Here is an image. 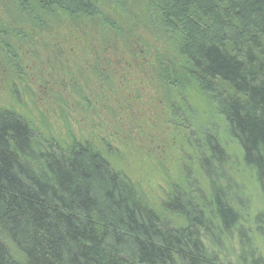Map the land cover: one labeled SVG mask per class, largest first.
<instances>
[{
    "label": "trees",
    "instance_id": "trees-1",
    "mask_svg": "<svg viewBox=\"0 0 264 264\" xmlns=\"http://www.w3.org/2000/svg\"><path fill=\"white\" fill-rule=\"evenodd\" d=\"M8 4L0 8L4 37L8 25L22 40H39V50L61 41L95 42L94 55L102 54L93 59L99 90L110 83V53L121 47L109 43L107 32L129 46L125 60L134 56L135 43L138 56L131 59L150 66L151 78L180 95L196 92L207 121H196L190 134L200 177L187 170L160 213L90 145L43 138L19 114L0 110V264H264L242 224L247 193L230 174L232 161L223 147L225 138L235 139L241 163L261 191L263 208L253 226L264 241V0ZM35 71L42 74L44 67ZM70 77L67 86H76ZM85 84L81 94L90 90ZM166 214L180 224L169 225Z\"/></svg>",
    "mask_w": 264,
    "mask_h": 264
},
{
    "label": "rangeland",
    "instance_id": "rangeland-1",
    "mask_svg": "<svg viewBox=\"0 0 264 264\" xmlns=\"http://www.w3.org/2000/svg\"><path fill=\"white\" fill-rule=\"evenodd\" d=\"M8 1L0 0V8H11ZM6 28L9 36L4 37L3 29L0 30V110L19 114L43 138L63 145L71 142L90 145L131 182L156 212H165L162 204L168 201L172 186L183 184L187 170L193 178L200 177L196 175L200 172L190 134L196 132V121L204 120L206 124V105L194 91L180 95L169 85L151 78L150 66L131 59L138 56L135 43L132 45L134 56L125 60L129 46L121 36L110 30L106 33L109 43L114 40L113 46H116L119 41L121 47L110 53L107 61L110 83L99 90L100 74L95 71L99 67L93 59L102 54L98 50L94 55L95 42L90 45L79 40L68 45L63 42L65 46L61 41L55 43L54 49L44 44L39 50V40H22L14 35L15 27L6 25ZM124 31L127 36V30ZM132 32L140 34L141 31L132 29ZM45 36L40 37L50 41ZM4 44L12 48L13 54H9ZM40 67H44L42 74L35 71ZM20 69L23 70L21 77ZM70 76L74 77L76 86H67L65 78L69 80ZM83 81L90 90L81 94ZM77 92L79 96L72 95ZM185 103L190 106L189 111ZM179 113L183 115L181 120L177 118ZM213 122L219 127L222 125L219 119ZM223 147L232 161L230 174L247 193L242 224L250 230L259 252L264 255V241L255 235L253 226V217L263 208L261 191L244 169L235 139L225 138ZM165 216L170 219L169 225L173 221L180 224V219Z\"/></svg>",
    "mask_w": 264,
    "mask_h": 264
},
{
    "label": "flooded vegetation",
    "instance_id": "flooded-vegetation-1",
    "mask_svg": "<svg viewBox=\"0 0 264 264\" xmlns=\"http://www.w3.org/2000/svg\"><path fill=\"white\" fill-rule=\"evenodd\" d=\"M49 67H50V69H53L54 68V66L52 64Z\"/></svg>",
    "mask_w": 264,
    "mask_h": 264
}]
</instances>
